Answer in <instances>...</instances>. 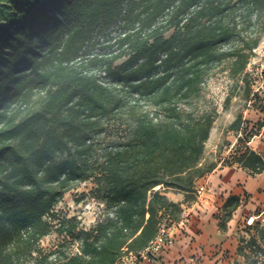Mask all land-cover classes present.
<instances>
[{"label": "trees", "instance_id": "16d2710c", "mask_svg": "<svg viewBox=\"0 0 264 264\" xmlns=\"http://www.w3.org/2000/svg\"><path fill=\"white\" fill-rule=\"evenodd\" d=\"M124 1L0 0V264L33 254L36 264H117L144 250L163 220L179 221L181 204L167 191L193 200L195 182L215 168L202 163L212 118L179 104L224 60L232 75L244 72L264 37V0ZM113 25L116 35L104 37ZM86 65L115 83H100ZM110 116L120 141L90 167L93 131ZM237 162L264 170L255 150ZM89 178L114 216L82 231L80 254L49 261L38 247L52 228L45 217ZM238 204L230 195L225 217ZM256 230L264 233V219ZM240 242L245 264H264L256 238Z\"/></svg>", "mask_w": 264, "mask_h": 264}, {"label": "rangeland", "instance_id": "374dc122", "mask_svg": "<svg viewBox=\"0 0 264 264\" xmlns=\"http://www.w3.org/2000/svg\"><path fill=\"white\" fill-rule=\"evenodd\" d=\"M115 29L114 25L107 28L103 33L104 37L115 36L117 33ZM101 38L94 34V39L102 41ZM125 58L116 60L113 65L121 63ZM228 66L227 60L215 65L205 76L198 95L179 104L195 116L207 115L212 118L208 139L204 144L202 163L214 164L215 168L218 166L240 167L237 158L244 151L254 148L258 150L264 145V37L259 46L252 51L243 73L232 75ZM85 72L96 76L104 85L115 83L101 66L86 65ZM122 95L125 99L131 98L128 94L122 93ZM141 103L145 102L141 101ZM109 118L106 123L93 131L94 145L90 154L91 158L88 160L90 167L101 162L105 149L117 145L120 141L117 130L119 120L116 116ZM259 140L261 142H258ZM101 196L93 178L78 182L65 192L58 205L45 217L50 221L52 228L39 241L41 255H46L49 261L56 262L62 261L66 256L80 254L82 231H89L97 223L114 216L113 208L107 206ZM243 200L246 201V199ZM220 215V219L223 220L225 212L222 211ZM161 227L171 228L172 226L163 220ZM257 227L262 225L255 226L251 231L243 230L244 238L242 239L245 242L253 238L257 239L260 248H255L257 251L254 254L261 260L264 258L262 244L264 240L260 242L258 236L264 233L258 234ZM62 229L67 231L70 229L73 233L70 235L66 231H61ZM245 242L246 252L251 256L254 255ZM161 251L163 250L159 249V253ZM150 256L156 258L157 254ZM35 257L36 254L29 257L27 264H36ZM43 260L42 258L41 261ZM117 264H147V260L127 254L121 256Z\"/></svg>", "mask_w": 264, "mask_h": 264}, {"label": "crops", "instance_id": "0c3cea01", "mask_svg": "<svg viewBox=\"0 0 264 264\" xmlns=\"http://www.w3.org/2000/svg\"><path fill=\"white\" fill-rule=\"evenodd\" d=\"M251 150L264 157V145ZM204 177L201 182L206 184V190L193 200L184 201L183 193L167 191L170 200L181 204L182 213L179 221L171 225L170 244L147 264H245L237 248L244 238L243 230L254 229L245 225V219L262 208L264 170L252 174L238 166H218ZM230 195H237L239 204L221 220L223 205ZM258 225H263V215Z\"/></svg>", "mask_w": 264, "mask_h": 264}, {"label": "built area", "instance_id": "2783aa9c", "mask_svg": "<svg viewBox=\"0 0 264 264\" xmlns=\"http://www.w3.org/2000/svg\"><path fill=\"white\" fill-rule=\"evenodd\" d=\"M127 3H128V0H125L123 5L126 6ZM263 155H264V152H263ZM203 178L198 179L194 184V191L196 193V196L202 194V192L206 190V184L204 182H201ZM261 215H263V219H264V200L262 202V208L260 212L257 214L249 215L244 221L245 225L254 228L255 226L258 225V218ZM172 236H173V232L171 228L161 227V229L159 230L158 234L153 239V241H151L144 250L140 251L135 256H138L140 259H146L147 262H151L152 260H154V258H152V256L150 255L158 254L159 249H162V250L165 249L170 244V241L172 240Z\"/></svg>", "mask_w": 264, "mask_h": 264}]
</instances>
